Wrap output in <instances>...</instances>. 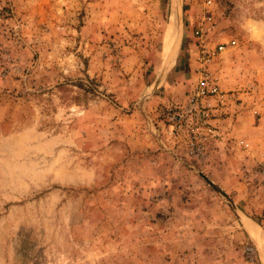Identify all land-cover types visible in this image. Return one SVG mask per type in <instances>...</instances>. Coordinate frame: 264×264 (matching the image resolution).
<instances>
[{
	"label": "rangeland",
	"instance_id": "1",
	"mask_svg": "<svg viewBox=\"0 0 264 264\" xmlns=\"http://www.w3.org/2000/svg\"><path fill=\"white\" fill-rule=\"evenodd\" d=\"M212 11L231 101L195 159L159 112L202 0H0V264H264V0Z\"/></svg>",
	"mask_w": 264,
	"mask_h": 264
},
{
	"label": "built area",
	"instance_id": "2",
	"mask_svg": "<svg viewBox=\"0 0 264 264\" xmlns=\"http://www.w3.org/2000/svg\"><path fill=\"white\" fill-rule=\"evenodd\" d=\"M212 6L213 0H202L201 16L192 30L196 47L194 81L181 101L165 105L159 112L163 134L175 143L183 141L186 155L195 159L205 156L204 143L217 133V124L228 115L231 101L229 92L220 87L217 61L237 41L235 37L224 41L217 35L210 37ZM236 144L246 145L242 139Z\"/></svg>",
	"mask_w": 264,
	"mask_h": 264
},
{
	"label": "bare ground",
	"instance_id": "3",
	"mask_svg": "<svg viewBox=\"0 0 264 264\" xmlns=\"http://www.w3.org/2000/svg\"><path fill=\"white\" fill-rule=\"evenodd\" d=\"M169 35H171L170 37H173V36H174L173 24L170 25ZM252 229H253V228H252ZM254 230H255V229H254ZM257 235H259V238L262 237V236H260L259 232H257ZM262 242H264V241H263V237H262Z\"/></svg>",
	"mask_w": 264,
	"mask_h": 264
},
{
	"label": "water",
	"instance_id": "4",
	"mask_svg": "<svg viewBox=\"0 0 264 264\" xmlns=\"http://www.w3.org/2000/svg\"><path fill=\"white\" fill-rule=\"evenodd\" d=\"M201 177L208 183V184H211V182L203 175H201Z\"/></svg>",
	"mask_w": 264,
	"mask_h": 264
}]
</instances>
